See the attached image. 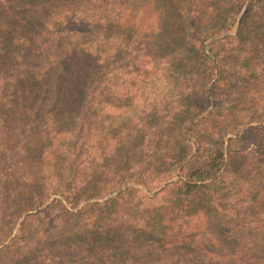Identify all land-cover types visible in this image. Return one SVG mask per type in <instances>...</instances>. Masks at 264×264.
<instances>
[{
    "label": "trees",
    "instance_id": "obj_1",
    "mask_svg": "<svg viewBox=\"0 0 264 264\" xmlns=\"http://www.w3.org/2000/svg\"><path fill=\"white\" fill-rule=\"evenodd\" d=\"M203 1L0 0V200L13 192L19 172L23 182L16 210L0 218L7 221L0 227V245L9 240L0 249V264H64L65 259L125 264L119 260L124 255H117L132 256L131 250L149 239L174 247L191 242L199 264H264V205L257 196L238 193L233 203L221 206L211 190L229 174L237 188L248 187L249 180L264 189V176L251 174L240 162L248 157L264 161V113L261 123L248 119L203 153L192 128L184 157L154 177L149 168L158 164L165 116L156 107L134 119L130 115L159 76V48L169 39L167 14L172 11L184 17L193 45L207 49L201 75L212 84L209 95L199 98L196 117L211 118L225 70L220 62L242 52L244 39L264 17V0H214L218 11L227 13L225 27L206 33L200 27ZM13 33L22 37L20 44L11 42ZM251 68H240L239 74ZM59 110L72 120L59 159L51 172L42 166L28 178L30 169L21 159L31 151L32 137L25 132L12 136L9 119ZM134 150L141 160L125 190L137 198L141 211L160 208L180 194L177 229L161 218L121 213L119 194L109 196L126 186L117 183L122 171L111 159ZM34 209L13 235L22 214ZM167 256L174 261V255Z\"/></svg>",
    "mask_w": 264,
    "mask_h": 264
},
{
    "label": "rangeland",
    "instance_id": "obj_2",
    "mask_svg": "<svg viewBox=\"0 0 264 264\" xmlns=\"http://www.w3.org/2000/svg\"><path fill=\"white\" fill-rule=\"evenodd\" d=\"M203 2V12L201 13L203 21L200 23V27H203L204 32L215 31L218 27L224 28L227 13L226 11H218V8H220L218 1L204 0ZM167 17V28L170 32H168L169 39L165 45L159 48L162 57L159 76L146 87L143 99L139 101L140 106L130 113L134 119L138 117L140 111L146 113V111L149 112L156 107L160 114L163 117L165 116L161 130L163 136L159 140V152L156 156V163L158 164H156V168H149L153 177L166 170L179 157L180 159L184 157L185 153L182 149L191 144L189 138L192 128L197 129V135L201 139V142H198V147H202L203 153V151H209L215 145H221L225 136L233 127L245 125L248 119L251 118L257 120L256 123H261L262 114L264 113V17L261 24L249 33L247 39H244L243 46L241 45L242 52L229 56L220 62L225 70L217 81L215 88L217 95L214 99L215 104L211 107L213 110L212 116L203 121H199L200 116L196 117V114L199 113L201 106L199 98L209 95V87L212 84L201 75V66L206 60L203 51H207V49H197L193 45L192 39L185 31L186 24L182 15L171 11L168 12ZM11 36H13L11 42L21 43V36H14V33ZM11 63L12 69L16 71L19 68L18 62L13 60ZM251 67L254 69L251 73L247 75L239 74L240 68L251 70ZM35 116V118L15 116L9 119L8 130L12 132V136L15 137L18 133L25 132L32 137L28 145L31 151L26 153V158L21 159L23 161L22 165L25 164L30 169L28 178L33 177L36 171L40 172L42 166L48 172L52 171L53 164L59 159L64 133L72 124L71 117L61 115L60 110L53 114L48 113V111H40ZM259 120L261 121L258 122ZM27 125H29L28 128H25L24 126ZM130 130H128V133ZM262 134L263 140L260 144L264 142V133ZM0 150L2 151L1 148ZM196 155L199 158L201 152L197 151ZM259 158L262 157H248L246 160L240 159V162H244L246 170L250 171L251 174L264 176V161ZM10 159L12 158H8L7 161ZM111 160L122 171V173H119L121 176L117 179V183L126 184L122 188L123 193L122 191H115L109 195L119 194L116 204L120 212L140 215L146 219L149 216L151 218H161L168 228L177 229L180 222L176 221L180 220L179 205H182L183 197L180 194L171 196L160 208L141 211L138 207L137 198L130 194V191L125 190L127 186L132 184L130 182L136 174L135 165L139 164L141 157L134 150L131 153L122 154L120 158L113 157ZM6 165H3V168ZM20 166L21 163H19ZM101 174L104 180L105 172L102 171ZM21 175V172H19V175L16 174V179L12 184L13 192H8L4 199L0 200V210H5L2 205L7 208L5 211H0V218L2 216L6 218V211L16 210L15 206L19 203V189L23 185V182L20 184ZM231 177L232 174H229L228 177H225L223 183L211 188L216 203L226 206L234 202V197H237L238 193H243L247 196H257L260 206L264 205L262 198L264 189L259 184L255 186L252 181L248 180V187L241 188L239 186L240 188H237L238 185L233 186L232 180H230ZM253 187L257 188L252 189ZM156 190L146 193L152 195ZM205 195L207 196L208 193H205ZM53 198L55 196L50 198L49 204ZM86 202L81 203V206ZM35 212H37L36 209L22 214L14 227L13 235L17 232L25 216L28 213L33 214ZM9 220L13 219L10 218ZM5 224H7V221H0V227ZM156 240L159 239L156 238ZM8 242L9 240L4 245ZM4 245H0V249ZM131 252L133 253L132 256L118 254L117 257L124 255L119 260L125 264H187L189 262L199 264L202 260L197 247L191 242L184 245L178 244L174 247L166 245L161 240L151 242L149 239L143 245L133 248ZM168 253L175 256L173 262L168 261ZM1 261H6V259H1ZM62 263L82 264L73 262L70 259L62 260Z\"/></svg>",
    "mask_w": 264,
    "mask_h": 264
}]
</instances>
